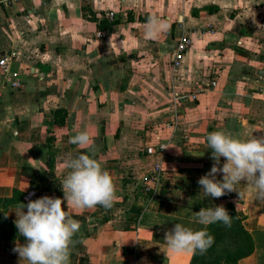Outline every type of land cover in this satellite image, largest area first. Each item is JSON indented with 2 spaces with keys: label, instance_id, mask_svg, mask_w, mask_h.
Returning a JSON list of instances; mask_svg holds the SVG:
<instances>
[{
  "label": "crops",
  "instance_id": "1",
  "mask_svg": "<svg viewBox=\"0 0 264 264\" xmlns=\"http://www.w3.org/2000/svg\"><path fill=\"white\" fill-rule=\"evenodd\" d=\"M149 16L166 25L154 39L144 34ZM98 31L106 37L97 39ZM183 33L190 47L174 71ZM2 57L0 211L14 191L25 205L63 200L64 160L92 155L117 199L110 209L64 202L81 225L70 264H190L193 254L170 252L165 233L175 223L203 230L195 213L229 202L241 207L256 247L237 264H264V198L243 182L241 196L204 197L198 184L214 163L209 133L264 138V0H0ZM13 74L21 88L10 86ZM58 109L66 111L63 126L54 123ZM81 131L91 149L69 143ZM157 162L162 184L151 196L141 184ZM16 207L5 210L13 224ZM17 243L26 241L0 242V264H22Z\"/></svg>",
  "mask_w": 264,
  "mask_h": 264
},
{
  "label": "clouds",
  "instance_id": "2",
  "mask_svg": "<svg viewBox=\"0 0 264 264\" xmlns=\"http://www.w3.org/2000/svg\"><path fill=\"white\" fill-rule=\"evenodd\" d=\"M164 27L166 25L158 17L149 16L144 25L145 38H156ZM69 143L91 149L93 140L87 131H81L70 137ZM206 143L208 149H212L214 163L210 171L198 180L204 197L220 198L226 192H237L236 185L243 182L254 190L257 198H264V138L244 139L224 131H214L208 134ZM222 157L225 162L219 167ZM64 167L69 171L61 180L63 200L43 196L29 200L26 205L19 203L13 211L16 214L14 224L26 241L23 245L17 243L13 249L22 264H70L73 237L81 225L62 207L65 201L67 206L85 210L97 205L110 209L117 199L110 173L92 155L73 157L69 154ZM217 173L223 174L222 180H216ZM193 219L204 226L223 222L230 228L232 224L231 215L222 205L201 208ZM164 240L173 254H195L197 250L204 254L214 243V237L206 230L194 231L181 223H175L165 233Z\"/></svg>",
  "mask_w": 264,
  "mask_h": 264
},
{
  "label": "trees",
  "instance_id": "3",
  "mask_svg": "<svg viewBox=\"0 0 264 264\" xmlns=\"http://www.w3.org/2000/svg\"><path fill=\"white\" fill-rule=\"evenodd\" d=\"M111 23L113 21H110ZM66 111L58 109L54 112V123L58 126L65 124ZM53 138H47V144L52 142ZM51 149V148H49ZM50 165L53 164L52 151L49 150ZM17 191H14L13 197L1 200L3 210L0 211V242L1 241H25L24 237L19 235L15 225L5 218V210L10 206H18L16 201ZM231 215V227H226L223 222H216L204 226L210 235L214 237L213 245L206 253L200 254L199 251L192 255L190 264H237L239 260L246 258L254 253V237L243 226L244 215L241 207L231 202L222 205ZM263 236V234H259ZM1 249V245H0Z\"/></svg>",
  "mask_w": 264,
  "mask_h": 264
},
{
  "label": "built area",
  "instance_id": "4",
  "mask_svg": "<svg viewBox=\"0 0 264 264\" xmlns=\"http://www.w3.org/2000/svg\"><path fill=\"white\" fill-rule=\"evenodd\" d=\"M8 2H17V1H22V0H6ZM115 14L112 12H108L105 14V19L108 21H113ZM106 37V34L104 31H98L96 32V38L97 39H104ZM190 47V39L189 36L186 33H183L175 46L174 52H173V60H172V68L174 71H176L180 66L183 61V58L185 57L186 53L188 52ZM14 56V55H13ZM7 67H8V58L2 57L0 58V68L4 71V73L7 72ZM13 77L15 80L10 84L12 88H21L20 82H18L17 75L13 74ZM210 86H215V83L212 82ZM196 95H193L192 98H195ZM165 149L164 145H160L158 147L159 151H163ZM162 184V169L161 165L159 162L155 163L149 172V174L144 178L141 187L142 191L151 196H156L159 192V189Z\"/></svg>",
  "mask_w": 264,
  "mask_h": 264
}]
</instances>
